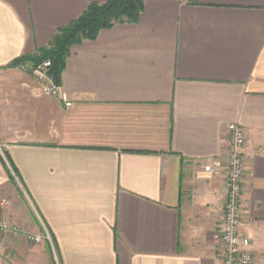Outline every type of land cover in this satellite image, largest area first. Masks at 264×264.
<instances>
[{
  "label": "crops",
  "instance_id": "1",
  "mask_svg": "<svg viewBox=\"0 0 264 264\" xmlns=\"http://www.w3.org/2000/svg\"><path fill=\"white\" fill-rule=\"evenodd\" d=\"M108 1L0 0V215L23 231L0 263L222 264L225 176L206 168L237 124L241 233L264 264V0H146L73 47L71 108L12 65Z\"/></svg>",
  "mask_w": 264,
  "mask_h": 264
},
{
  "label": "built area",
  "instance_id": "2",
  "mask_svg": "<svg viewBox=\"0 0 264 264\" xmlns=\"http://www.w3.org/2000/svg\"><path fill=\"white\" fill-rule=\"evenodd\" d=\"M51 62H45L33 71V75L42 82L40 93L56 98L64 103L67 108L73 107V102L62 90L61 86L54 83L48 75ZM227 153L223 163L212 164L206 168L210 173H223L225 176L226 202L224 218L220 231L216 236L220 244L222 264H255V255L252 250V241L241 233L243 218L241 214V201L243 197V183L246 175L245 150L247 147V134L237 125L231 124L227 128ZM9 202L0 197V211L6 209ZM23 231L20 227L7 221L0 215V236L12 234L18 236ZM28 240L34 244L41 243L45 237L41 235H27ZM47 239H50L47 236ZM1 264V263H0Z\"/></svg>",
  "mask_w": 264,
  "mask_h": 264
},
{
  "label": "trees",
  "instance_id": "3",
  "mask_svg": "<svg viewBox=\"0 0 264 264\" xmlns=\"http://www.w3.org/2000/svg\"><path fill=\"white\" fill-rule=\"evenodd\" d=\"M145 1L109 0L104 4H90L77 20L57 31L48 47L20 57L12 65L36 69L50 61L48 75L56 85L61 86L62 75L73 47L85 40H95L101 31L117 24L138 23L145 9Z\"/></svg>",
  "mask_w": 264,
  "mask_h": 264
},
{
  "label": "rangeland",
  "instance_id": "4",
  "mask_svg": "<svg viewBox=\"0 0 264 264\" xmlns=\"http://www.w3.org/2000/svg\"><path fill=\"white\" fill-rule=\"evenodd\" d=\"M46 62H48V61H46ZM37 68H38V67H37ZM37 68H36V69H37ZM23 69H24V70H27V71H29V72H31V74H33V71L35 70V69H30V67L27 68L26 66L23 67Z\"/></svg>",
  "mask_w": 264,
  "mask_h": 264
}]
</instances>
